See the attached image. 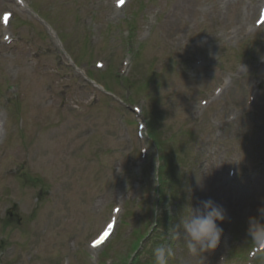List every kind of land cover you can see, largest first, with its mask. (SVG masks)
<instances>
[{
  "label": "rangeland",
  "instance_id": "1",
  "mask_svg": "<svg viewBox=\"0 0 264 264\" xmlns=\"http://www.w3.org/2000/svg\"><path fill=\"white\" fill-rule=\"evenodd\" d=\"M114 1L0 0V17L13 13L8 29L0 24V264H99L89 242L115 205L120 221L102 249L114 260L131 256L132 229L149 232L158 212L162 233L132 264H155L158 244L172 249L169 264H200L169 230L208 199L226 219L202 264H264V252L247 256L249 217L264 205V26L255 27L264 0H130L122 10ZM3 32L16 42L2 43ZM66 49L129 106L84 83ZM223 79L233 81L217 99ZM131 104L147 123L142 141ZM231 110L242 114L233 124ZM231 166L239 175L223 184Z\"/></svg>",
  "mask_w": 264,
  "mask_h": 264
},
{
  "label": "clouds",
  "instance_id": "2",
  "mask_svg": "<svg viewBox=\"0 0 264 264\" xmlns=\"http://www.w3.org/2000/svg\"><path fill=\"white\" fill-rule=\"evenodd\" d=\"M258 216L249 217L247 235L257 247L264 245V205L258 208ZM226 210L212 199L200 202V206L189 204L180 217L179 224L171 228L183 234L185 247L190 255L202 264V256L213 252L220 244L223 228L217 222H224ZM172 249L158 245L153 249L155 264H169Z\"/></svg>",
  "mask_w": 264,
  "mask_h": 264
},
{
  "label": "bare ground",
  "instance_id": "3",
  "mask_svg": "<svg viewBox=\"0 0 264 264\" xmlns=\"http://www.w3.org/2000/svg\"><path fill=\"white\" fill-rule=\"evenodd\" d=\"M107 242H108V241H107ZM107 242H106V243H107Z\"/></svg>",
  "mask_w": 264,
  "mask_h": 264
}]
</instances>
